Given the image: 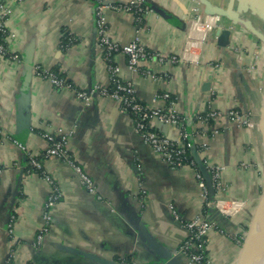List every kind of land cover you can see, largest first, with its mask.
Returning a JSON list of instances; mask_svg holds the SVG:
<instances>
[{
	"label": "crops",
	"instance_id": "obj_1",
	"mask_svg": "<svg viewBox=\"0 0 264 264\" xmlns=\"http://www.w3.org/2000/svg\"><path fill=\"white\" fill-rule=\"evenodd\" d=\"M127 0H103L123 3ZM226 8L228 0H209ZM147 9L136 22L131 12L105 8L110 38L123 43L137 38L148 50L181 56L185 42L204 37L194 59L157 63L147 59L141 69H152L156 79L127 68L126 56L114 55L120 77L132 81L137 98L149 106H164L158 94L167 92L186 126L197 127L194 117L208 107L222 112L234 107L253 126H238L223 117L218 133L197 132L194 145L205 142L198 155L222 166L221 187L214 200H223L228 213L203 209L195 169L185 164L170 167L135 132L132 118L115 100L95 96L84 105L74 91L55 88L37 77L39 64L56 71L75 89L107 84L108 73L97 44L92 0L11 1L6 41L19 61L0 56V264L11 255L13 264H191L177 253L186 234L171 215L172 204L182 220L196 215L209 218L207 235L211 264H234L246 230L258 208L264 186V151L258 127L264 95V42L246 25L264 36L260 11L238 12L235 24L207 15L199 0H144ZM152 5L172 14L170 22ZM193 19L195 22L193 23ZM231 26L229 43H217L216 30L205 32L201 24ZM196 26H199L196 28ZM75 42L61 47L63 35ZM31 71L28 91H21L23 76ZM26 108V119L19 111ZM159 133L176 140L170 124L153 120ZM67 135L69 160L80 166L94 183L96 194L81 184L66 159L41 157L42 173L29 170L25 153L41 155L47 147L44 133ZM43 175L47 176L46 179ZM51 193L56 201L47 208L51 219L42 239L35 234L44 226V204ZM99 195V198H97ZM11 225V233L8 225ZM145 234L149 236L148 242Z\"/></svg>",
	"mask_w": 264,
	"mask_h": 264
},
{
	"label": "built area",
	"instance_id": "obj_2",
	"mask_svg": "<svg viewBox=\"0 0 264 264\" xmlns=\"http://www.w3.org/2000/svg\"><path fill=\"white\" fill-rule=\"evenodd\" d=\"M11 1L18 0H0V56L7 57V59L12 61H19V55L13 51H9L6 46V41L8 37L11 36L7 27V21L11 14ZM92 2L94 4L97 44L102 52V58L106 63L108 73L107 84L96 83L85 89H75L72 88V85L67 82L65 78L58 76L51 69L44 68L39 64L33 65V73L37 77L46 80L55 88H67L73 90L75 97L82 101L84 105L91 104L94 97L97 95L115 100L119 105L120 110L131 116L135 132L152 148V150L162 159L163 162L174 168L189 164L195 169L196 183L199 190V196L203 204L206 207L214 208L219 211V213H228L230 208L225 205L223 200L209 199L204 178L198 168L196 169L194 167L193 161H187V151L194 146L192 137L197 132L204 133V130L207 129L210 130L212 135L218 133L219 126L214 124L215 120L219 122L223 117H225L238 126L251 127L253 124L250 121V118L244 112L234 107L222 112L218 109H212L209 105L205 114L197 116L199 129L190 135L185 131L183 117L176 113L174 108V99L169 93L162 92L161 94H158L159 98L166 101V105L164 106H149L142 103L136 96L132 81L120 77V69L113 61L114 55L121 53L126 56L128 70L131 72L140 71L143 76L156 79L157 75L154 71H152V69L140 68L141 62L150 59L162 64L164 62L176 63L178 61L194 59L193 56L196 54V48H198L201 42L204 41V37L201 36L187 39L181 56L160 51H150L137 38L128 42L120 43L110 38L103 10L105 8L122 9L124 11L131 12L136 22H141L142 13L147 10L143 5L144 0H127L119 4H109L103 2V0H92ZM194 22L195 20L193 19V23ZM197 27L199 26H196V28ZM218 28H220V25L216 21L201 24V29L204 30V33L212 32ZM228 28L231 29V26ZM73 40L74 38L69 35L68 43H65L64 45L60 43V46L67 47L73 42ZM153 120L174 126L178 132L176 140H172L167 135L159 133L155 130L153 127ZM209 120H213V124L210 126L208 125ZM42 136L47 141V147L41 155L29 152L25 145L20 143L17 139H12L14 144H16V146L25 153L29 170L42 173L41 157L44 158L53 156L59 159H66V161L72 165L74 172L78 175V178L85 189L89 193L95 195L96 188L91 178L81 170L79 165L73 163L72 160H69L70 158L66 151V133L58 131L56 135L44 133ZM206 145L207 144L205 142L198 145L200 151L205 149ZM200 159L210 174L214 190L219 189L221 187L220 175L222 166L207 162L201 157ZM43 176L48 179L47 176ZM97 198H99V195H97ZM56 199L57 195L55 193H51L44 204V226H42V228H40L35 234L36 243L41 241L43 232L48 228L47 224L49 223L51 216L47 211V208L51 206ZM169 209L173 219L181 223L186 230V234L177 248V253L186 257L191 264H211L207 253V235L213 227L212 221L201 215H196L193 218L184 221L172 204H169ZM7 229L8 232L11 233L12 230L10 224ZM5 264H13L11 262V255L6 259Z\"/></svg>",
	"mask_w": 264,
	"mask_h": 264
},
{
	"label": "water",
	"instance_id": "obj_3",
	"mask_svg": "<svg viewBox=\"0 0 264 264\" xmlns=\"http://www.w3.org/2000/svg\"><path fill=\"white\" fill-rule=\"evenodd\" d=\"M234 1L235 0H228L226 8H223L221 6L212 4L209 0H199V2L203 5V11L205 14L223 16L231 20L232 23L235 24L238 20V17L237 14L232 10ZM237 1L239 3V6L237 8L238 12H247L249 9H251L252 13H256L260 11L262 17H264V0H237ZM151 7L156 13L160 14L166 20L170 22H174V19L172 18V14L165 12L163 9L158 8L155 5H152ZM245 25L264 42V36L260 35L251 26L249 21H245ZM216 35H218L217 37L218 45L225 46L229 43V35H230L229 28L221 29V31L218 28L216 30ZM30 78H31V71L28 70L25 72L21 84L22 85L21 91L24 94H26L28 91ZM19 115L21 118L26 119V108H21L19 111ZM259 117L260 118L258 121V127L262 134V148L264 151V95L262 96V107L260 109ZM190 151L195 160L198 170L200 171V173L204 178L209 199L213 200L214 188L211 183L210 174L207 171L205 165L202 163L196 151V148L193 146L190 149ZM215 212L219 214V211L216 210ZM263 231H264V186L258 208L256 209L252 217V220L250 221V224L246 230L239 256L234 264H256V262L258 261L257 253H260V249L262 245ZM145 236L148 239V242L150 243L151 240L149 236H147L146 234ZM113 264H119V263H113Z\"/></svg>",
	"mask_w": 264,
	"mask_h": 264
},
{
	"label": "trees",
	"instance_id": "obj_4",
	"mask_svg": "<svg viewBox=\"0 0 264 264\" xmlns=\"http://www.w3.org/2000/svg\"><path fill=\"white\" fill-rule=\"evenodd\" d=\"M143 5L145 6V3H143ZM68 38H69V35L68 34H64L63 35V38H62V40H61V44L62 45H64L65 43H68ZM75 42V40H73V42L72 43H74ZM72 43H70V44H72ZM69 44V45H70ZM55 73H56V71H54ZM57 74V73H56ZM58 76H60L59 74H57ZM206 112H204V113H202L201 115H203V114H205ZM193 121H196L197 122V117H194L193 118ZM213 124V120H209V122H208V125L210 126V125H212ZM184 128H185V131L186 132H188L190 135H192L193 133H195L199 128H197V127H194V128H190V127H188V126H186V123H184ZM207 132L209 133L210 132V130H207ZM194 147L196 148V151H197V153H199V151H200V149H199V147H198V145H194ZM187 155H188V159H187V161L188 162H190V161H193V165H194V167L197 169V167H196V164H195V160H194V158H193V156H192V154H191V151L188 149V151H187ZM28 169H29V166L27 167ZM203 209L205 210V211H207V207L203 204Z\"/></svg>",
	"mask_w": 264,
	"mask_h": 264
},
{
	"label": "rangeland",
	"instance_id": "obj_5",
	"mask_svg": "<svg viewBox=\"0 0 264 264\" xmlns=\"http://www.w3.org/2000/svg\"><path fill=\"white\" fill-rule=\"evenodd\" d=\"M64 78V77H63ZM68 82V81H67ZM263 244H264V231H263V240H262V245H261V249H260V253H257V259L259 260L263 254ZM260 255V256H259Z\"/></svg>",
	"mask_w": 264,
	"mask_h": 264
},
{
	"label": "bare ground",
	"instance_id": "obj_6",
	"mask_svg": "<svg viewBox=\"0 0 264 264\" xmlns=\"http://www.w3.org/2000/svg\"><path fill=\"white\" fill-rule=\"evenodd\" d=\"M263 248H264V244H263ZM256 264H264V249L261 258L256 262Z\"/></svg>",
	"mask_w": 264,
	"mask_h": 264
}]
</instances>
